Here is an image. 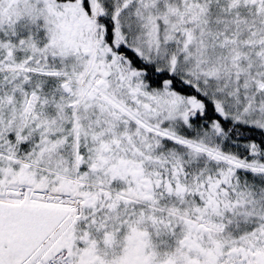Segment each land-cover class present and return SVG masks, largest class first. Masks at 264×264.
I'll list each match as a JSON object with an SVG mask.
<instances>
[{
	"label": "snow or ice",
	"instance_id": "1",
	"mask_svg": "<svg viewBox=\"0 0 264 264\" xmlns=\"http://www.w3.org/2000/svg\"><path fill=\"white\" fill-rule=\"evenodd\" d=\"M0 264H264V0H0Z\"/></svg>",
	"mask_w": 264,
	"mask_h": 264
}]
</instances>
